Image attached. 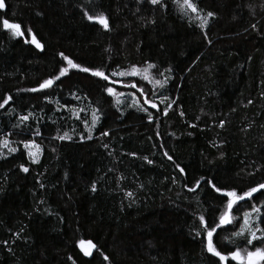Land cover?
I'll list each match as a JSON object with an SVG mask.
<instances>
[{
	"label": "trees",
	"instance_id": "trees-1",
	"mask_svg": "<svg viewBox=\"0 0 264 264\" xmlns=\"http://www.w3.org/2000/svg\"><path fill=\"white\" fill-rule=\"evenodd\" d=\"M191 1L198 11L183 0H4L0 103L12 100L0 108V141H9L0 143V264H226L207 251L199 217L218 222L229 199L205 181L238 194L264 182V0ZM84 9L104 13L110 29ZM60 53L109 79L69 69L52 87L28 91L67 67ZM148 63L156 87L115 75ZM94 109L100 119L88 139ZM65 132L72 139L56 138ZM253 204L264 229L261 190L213 234L219 251L264 248L233 235ZM88 241L92 256L83 253Z\"/></svg>",
	"mask_w": 264,
	"mask_h": 264
},
{
	"label": "snow or ice",
	"instance_id": "snow-or-ice-1",
	"mask_svg": "<svg viewBox=\"0 0 264 264\" xmlns=\"http://www.w3.org/2000/svg\"><path fill=\"white\" fill-rule=\"evenodd\" d=\"M160 2V0H150L151 4H158ZM183 4L184 6H186L187 8L191 9V11L196 12L198 11L197 7L195 4H193L191 2V0H183ZM5 7L4 4V0H0V9H3ZM83 7V6H81ZM84 16L86 17V19L88 21H95L98 22L100 25L103 26L104 29H110V24H109V19L108 17L100 12V13H95V14H89L87 9H84L83 12ZM215 14L213 12H208L207 13V17H213ZM207 18H203L202 19V24L201 26L203 27L204 25L207 24ZM2 26L4 29H9L12 30L13 35H17V36H23L24 32L21 31V26L18 23H10L9 20L7 19H3L2 20ZM251 27L253 28V30H256V26L255 25H251ZM27 31L29 33H31V28H28ZM209 43H211V41H208ZM32 43H34L36 45L37 48H42L43 46L36 40L35 36H32ZM61 57H63V59L65 61H67V67H62L59 70V74L53 77H50L48 79L43 80L41 83L38 84V86L36 88H32L29 89L28 91H32V92H38L41 91L43 89H47L53 86L54 82L59 80L61 77L65 76L68 72L69 69H77L80 70L84 73H90L93 76L96 77H102L104 80H108L109 77L107 75H105V73L99 69H93V68H89V67H83L78 63H75L73 60H71L69 57L64 56L63 53L59 54ZM156 67L154 64L152 63H148L147 66L145 68H143V70H141L140 68H138L137 66L133 65L131 67L130 71H119L117 73H115V75H119V76H141L142 79L144 80H148V76L144 75L143 73H147L149 69H152ZM170 71V70H169ZM121 81H117V83H120ZM165 83L167 82V79H165L164 81ZM156 84H161L160 80H155ZM132 87H136L135 83L132 84ZM141 91H143V89H141ZM106 92H108L109 94H116L115 90L112 87H108L106 89ZM73 95H75V93H73ZM262 95H264V93H262ZM77 99H80V97H76ZM12 100V97L10 95L6 96V98L3 100L2 103H0V108H4L5 105L9 104V102ZM148 103H152L151 101H148ZM249 103H251V101H249ZM171 105H169L168 107H170ZM67 107V106H66ZM153 108H156L157 105L156 104H152ZM142 111L147 112L148 109L141 107ZM99 110L98 109H94L93 110V114H92V122H91V127H88V139H91V132L92 129L95 127V125L98 123L100 117L97 115V112ZM165 112H167V108H165L164 110ZM181 116L184 115L183 112L180 113ZM23 120H27L28 116H24L22 118ZM148 119L151 121L153 119L152 115L149 113L148 115ZM85 124L87 126V121H85ZM221 126H223V121H221ZM37 135H39V133H37ZM101 137L103 136H107L109 135V132L107 131H102L100 133ZM60 140H70L72 139V137L65 132L63 135H60L58 133L57 137ZM80 139L83 140L85 139L84 135L80 136ZM0 143H2L5 147L8 145L9 141L5 138L3 141H0ZM34 141H29V142H24V147L28 148L29 144H34ZM215 146V145H214ZM38 147V146H37ZM104 147H108L107 145H104ZM9 151L11 152H16L17 149L16 148H11L9 149ZM30 157L32 156V154H29ZM132 155H135V153H133ZM164 155L168 156V153L165 152ZM221 155H223L221 153ZM35 159V158H34ZM145 159H147L145 157ZM169 160H172L171 156H168ZM149 163H152L151 160L148 161ZM176 167L179 169V171L181 173L184 172V169L180 167V165H176ZM21 168L23 171L27 172L28 168L24 167L23 165H21ZM204 180V177H201L199 180H197L195 182V187L189 189L190 191H195L196 187H199L201 181ZM206 183H208L209 185H211V187L217 192V193H223L225 196H227L229 199L227 200V204H226V210L222 212V214L219 216L218 218V222H216L215 220L212 221L211 226L208 224L207 221H205V217L203 215H201L199 217V220L201 222V224L203 225V231L206 233V249L209 253H212L214 256L219 258V261H223V262H227L229 261V258H231V260L233 261H238L239 264H262V262H264V248H255L254 251H249L247 249L244 250V253L242 255L241 250L240 249H236L235 251H232L230 253H222L221 251H219L215 244L213 243V234L217 232V229L221 228L224 225H228L230 223H232L234 217H232L231 215V210L233 208V205L237 204L238 201H243L245 200V198L251 199L254 193H258L261 192V190H264V182L262 183H258L256 184L254 187H250L248 188L246 191H244L241 194H238L236 192L235 189L233 190H226L220 187H217L216 184L212 183L211 180H207L205 181ZM187 187V185H186ZM92 190L95 191L96 190V186L95 184L92 185ZM129 196L132 195V193H128ZM252 213H256L257 216L255 217V219L257 220V222L259 221V213H260V208L253 204L251 211L250 212H245L243 214V219H244V225L241 226V231L238 233H233V235H241L243 234L244 231V227L249 226V218L252 216ZM259 231L262 233L261 236H257L256 232L253 231L251 232V238L247 240V243L249 245H252L253 240H258L261 242H264V229H259ZM200 233L198 232L197 235H199ZM81 246L84 245V241H80L79 242ZM229 243H232L231 240H229ZM88 247L87 248H83V253L85 256H92V249L96 248V245L93 244L91 241L87 242ZM97 251H99V249H97ZM104 260H108V256H104L103 257ZM69 259H71V257H69ZM73 264H75V262L73 261Z\"/></svg>",
	"mask_w": 264,
	"mask_h": 264
},
{
	"label": "rangeland",
	"instance_id": "rangeland-1",
	"mask_svg": "<svg viewBox=\"0 0 264 264\" xmlns=\"http://www.w3.org/2000/svg\"><path fill=\"white\" fill-rule=\"evenodd\" d=\"M192 2V1H191ZM199 16L203 19V18H206V17H204V16H201L200 15V13H199ZM35 36V35H34ZM35 38H36V40L40 43V41L37 39V37L35 36ZM41 44V43H40ZM141 70H143V69H141ZM144 75H147L148 76V82L149 83H152L153 85H154V87H156V83L153 81V79H152V77L149 75V72H147V73H143ZM137 77H141V76H137ZM158 85V84H157ZM251 210H249L248 212H250ZM257 216V214L256 213H252V216L249 218V226H246V227H244V231H243V234H245V233H248L250 236H251V232H253V231H255L256 232V235L257 236H260V234H259V229H258V227L256 226V223H257V220L255 219V217ZM259 219H260V213H259ZM242 225H244V220H243V222H242V224H241V226ZM240 231H241V229H240ZM260 248H263V247H260ZM241 253H242V255L243 254H245L244 252H242L241 251Z\"/></svg>",
	"mask_w": 264,
	"mask_h": 264
},
{
	"label": "water",
	"instance_id": "water-1",
	"mask_svg": "<svg viewBox=\"0 0 264 264\" xmlns=\"http://www.w3.org/2000/svg\"><path fill=\"white\" fill-rule=\"evenodd\" d=\"M246 199V198H245ZM234 207V205H233ZM233 209V208H232ZM231 215H232V210H231ZM88 247V246H87ZM87 247H83V248H87ZM96 249V248H95ZM95 249H92V252L95 250Z\"/></svg>",
	"mask_w": 264,
	"mask_h": 264
}]
</instances>
